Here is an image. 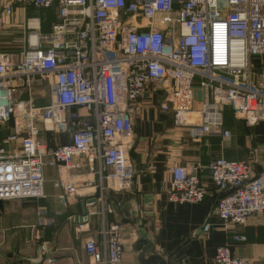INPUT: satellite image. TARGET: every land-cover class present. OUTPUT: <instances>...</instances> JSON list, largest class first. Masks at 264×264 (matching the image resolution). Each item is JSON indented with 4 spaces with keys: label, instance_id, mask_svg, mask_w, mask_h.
<instances>
[{
    "label": "built area",
    "instance_id": "2783aa9c",
    "mask_svg": "<svg viewBox=\"0 0 264 264\" xmlns=\"http://www.w3.org/2000/svg\"><path fill=\"white\" fill-rule=\"evenodd\" d=\"M4 2L0 40L15 8L49 10L55 0ZM56 19L49 33L29 29L28 48L20 54L3 51L0 43V126H13L3 143L20 140L16 152L0 149V202L44 199L43 171L52 167L59 176L53 187L65 205L78 191L63 172L79 169L83 159L100 177L97 214L111 213L105 193L133 186L128 141L142 97L157 96L159 111L171 112L173 126L194 141L230 138L225 109L247 127L264 121V0H58ZM44 89L47 104L40 106ZM39 125L69 134L71 144L48 148ZM206 169L220 194L214 217L243 226L264 214V179L253 175L251 162L217 159ZM205 196L197 171L172 169V204H199ZM42 214L38 228L52 226ZM209 232L207 222L201 237ZM100 236V244L85 242L93 264H120L121 226L104 227ZM214 264L250 263L232 257L227 245L217 249Z\"/></svg>",
    "mask_w": 264,
    "mask_h": 264
},
{
    "label": "crops",
    "instance_id": "0c3cea01",
    "mask_svg": "<svg viewBox=\"0 0 264 264\" xmlns=\"http://www.w3.org/2000/svg\"><path fill=\"white\" fill-rule=\"evenodd\" d=\"M4 1L0 0V15ZM57 2L50 26L39 16L30 15L29 9L15 8L1 32L2 50L16 54L26 51L29 29L49 33L57 21ZM253 63L258 65L257 60ZM194 92L199 100V91ZM39 94L42 98H37L38 105L47 104V89ZM158 100L157 96L137 100L141 111L132 117L128 141L135 174L133 186L126 193H105L111 213L104 218L97 214L94 200L100 194V177L96 165L91 171L83 159H78L79 169L63 172L62 179L74 183L78 191L65 205L58 198L61 190L53 187L59 177L57 169L46 167L44 199L0 202V264H48L50 258L55 259L54 264H93L85 252V242L93 239L100 244L102 229L114 224L121 226L125 248L120 264H214L217 249L227 245L232 257L264 264V214L249 217L243 226L228 225L214 217L220 194L206 169L217 159L251 162L253 175L264 179V121L247 127L225 109L224 128L231 133L230 138L194 141L185 129L173 126L171 112L159 111ZM39 128V138L48 148L71 144L69 134H55L41 125ZM12 135L11 123L0 126V149L7 154L20 148V140L3 143ZM175 167L197 171L206 191L202 203L175 205L169 201ZM90 201L94 203L93 210L87 206ZM41 210L45 218L53 221L52 226L38 228ZM207 222L210 232L204 239L201 228ZM235 236L245 240L235 242Z\"/></svg>",
    "mask_w": 264,
    "mask_h": 264
},
{
    "label": "rangeland",
    "instance_id": "374dc122",
    "mask_svg": "<svg viewBox=\"0 0 264 264\" xmlns=\"http://www.w3.org/2000/svg\"><path fill=\"white\" fill-rule=\"evenodd\" d=\"M30 11V15H36V16H39L43 22H46V25L50 26L51 24V17L54 16V9L53 7L50 8L49 10H38V9H29Z\"/></svg>",
    "mask_w": 264,
    "mask_h": 264
}]
</instances>
